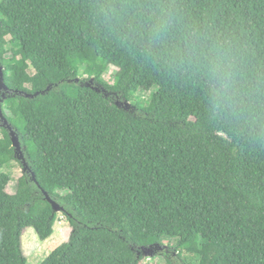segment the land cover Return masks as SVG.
I'll use <instances>...</instances> for the list:
<instances>
[{
  "label": "trees",
  "instance_id": "obj_1",
  "mask_svg": "<svg viewBox=\"0 0 264 264\" xmlns=\"http://www.w3.org/2000/svg\"><path fill=\"white\" fill-rule=\"evenodd\" d=\"M0 63V264L44 192L42 264H264V0H0Z\"/></svg>",
  "mask_w": 264,
  "mask_h": 264
},
{
  "label": "rangeland",
  "instance_id": "obj_2",
  "mask_svg": "<svg viewBox=\"0 0 264 264\" xmlns=\"http://www.w3.org/2000/svg\"><path fill=\"white\" fill-rule=\"evenodd\" d=\"M114 74L115 70H109L104 76V80L112 84ZM138 97L141 100H144V97L146 98L142 93H139ZM13 165L11 182L7 188L8 193L11 195L16 193L18 180L23 175V168L21 165L17 162H13ZM52 228L54 231L53 235L44 242L40 241L34 229L27 228L23 231L22 248L27 257V264H42L55 249L68 242L72 229L62 213H57L55 215ZM165 247H167V245H165ZM162 249L163 246L160 244H155L144 250L142 249V254L145 258L141 264H167L166 260L162 257ZM145 255H148V257ZM187 258L190 262H195L197 260L195 256H189Z\"/></svg>",
  "mask_w": 264,
  "mask_h": 264
},
{
  "label": "water",
  "instance_id": "obj_3",
  "mask_svg": "<svg viewBox=\"0 0 264 264\" xmlns=\"http://www.w3.org/2000/svg\"><path fill=\"white\" fill-rule=\"evenodd\" d=\"M76 81L78 82L79 80H76ZM50 89H51V87L48 88L47 91H49ZM7 93H9V89H8V87L5 83V79H4V67L0 63V125H2L3 127H6L9 130L10 137H11V140L13 143V147L15 149L16 157L21 162V164L23 166V172L24 173H26V172L32 173L29 165L26 162V159H25L19 138H18L16 132L13 130L12 126L9 124V122L5 118L4 113H3V103L7 98L6 97ZM21 94H23V93H21ZM24 95L28 98H34L38 94L35 96L28 95V94H24ZM125 106L127 108H129L130 104L126 103ZM32 175H33V180H36L34 173H32ZM44 195H45L46 199L48 200V202L52 205L55 214L64 212V209L57 202L53 201L52 198L48 195V193L44 192ZM144 249H146V248H144ZM145 256L148 257V255H145Z\"/></svg>",
  "mask_w": 264,
  "mask_h": 264
}]
</instances>
